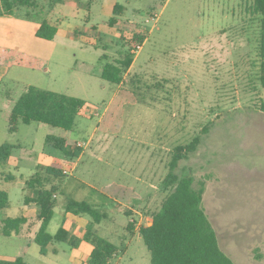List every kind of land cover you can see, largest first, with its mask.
<instances>
[{
    "label": "rangeland",
    "instance_id": "obj_1",
    "mask_svg": "<svg viewBox=\"0 0 264 264\" xmlns=\"http://www.w3.org/2000/svg\"><path fill=\"white\" fill-rule=\"evenodd\" d=\"M36 1L45 9L40 19L58 24L59 32L50 42L32 34L25 51L42 65L13 67L0 87V97L6 98L0 101V146H16L11 161L0 166V190L10 196L6 214L16 217L24 209L29 191L22 179L45 174L55 162L58 168L69 167L47 142L50 136L82 151L100 145L95 158L101 164L82 180L95 187L88 189L99 210L113 212L95 229L124 249L111 264H152L136 228L152 219L167 195L162 182L172 148L201 135L198 151L180 163L178 173L191 174L197 188L206 183L204 207L222 250L236 264H264V89L256 79L260 21L246 12L251 0H66L54 8L49 0ZM116 3L125 6L124 19L139 24L147 40L125 75L121 93L126 99L117 98L108 109L118 85L99 77L105 63L100 58L120 55L123 33L108 25ZM26 13L21 10L14 18L40 25ZM25 34L30 37L28 30ZM29 86L84 100L86 116L78 118L77 131L34 123L20 124L11 135L8 113ZM83 142L87 145L80 147ZM53 158L58 159L53 163ZM2 175H12L15 182ZM71 179L64 175L62 190ZM100 192H119L117 203ZM65 200L60 194L50 233L56 232ZM131 221L136 222L133 234L127 231ZM73 252L59 244L43 256L33 240L0 234L3 260L72 264Z\"/></svg>",
    "mask_w": 264,
    "mask_h": 264
},
{
    "label": "trees",
    "instance_id": "obj_2",
    "mask_svg": "<svg viewBox=\"0 0 264 264\" xmlns=\"http://www.w3.org/2000/svg\"><path fill=\"white\" fill-rule=\"evenodd\" d=\"M49 1L54 8L66 0ZM88 1L91 2V0ZM21 10H26L27 17H34V20L41 22L36 33L37 38L45 41L56 39L59 25L52 24L46 18L40 19V16L45 13V9L39 6L36 0H0V17H14ZM125 11L126 8L123 4L116 3L113 8V16L108 20V25L111 28L123 33L120 55L115 59H110L107 54H103L100 58V62L104 61L105 63L99 77L115 85L124 84L125 75L136 59V46L144 45L147 40V36L139 24L124 19ZM246 12L260 21L256 48L259 58L256 79L264 89V0H251ZM6 60H11L13 66L28 67L34 70L42 65L33 56L0 48V62ZM86 106L87 103L80 98L29 86L13 105L8 117V131L13 135L18 133L20 124L30 126L34 123H41L63 129L68 133H75L78 128V118L86 116ZM262 109L264 110V103ZM203 132L207 134L209 126L205 127ZM47 142L64 155L71 167L74 166L76 159L82 153L81 148H72L69 141L62 137L50 136ZM201 143L202 136L197 135L189 142L175 145L170 151V159L167 163L168 172L162 182V190L167 195L158 211L152 215V224L142 225L139 228V234L151 253L152 264H236L222 250L217 231L205 210L206 183L199 182L197 188L191 174L178 173L180 163L189 160L196 154ZM14 149L16 146L8 143L0 146V166L11 161ZM55 165L49 166L45 170V174L35 173L26 181L25 190L29 192L24 200V210L17 217L6 216L10 196L7 191L0 190V234L4 237L21 234L29 223L28 211L33 209L35 220L40 224L35 236V243L40 247L41 255H47L55 243L68 242L72 248H76L82 239L71 235L63 227L56 235H52L48 231L59 195L65 194L66 200L63 208L66 214L91 218L83 238L93 248L86 264H111V261L119 256L124 249L100 236L99 231L95 229L109 216L107 213H102L98 205L85 200L79 201L67 195L62 190L65 175L63 169ZM2 176L8 182L14 180L12 175ZM135 225V221L129 223L127 231L130 234H133ZM0 264L28 263L23 257H18L15 260L0 259Z\"/></svg>",
    "mask_w": 264,
    "mask_h": 264
},
{
    "label": "crops",
    "instance_id": "obj_3",
    "mask_svg": "<svg viewBox=\"0 0 264 264\" xmlns=\"http://www.w3.org/2000/svg\"><path fill=\"white\" fill-rule=\"evenodd\" d=\"M68 1H70V0H68ZM39 28H40V25L36 24V23L30 24V22H28V23L27 22H20V21H17L14 17H0V48H6L8 50L16 51V52L21 53V54H27V55L33 56L38 61H40V63H43V62H41V60L38 57H35L31 53H28L27 52L28 50L25 51L27 43L29 42L30 39L33 38L32 34L36 37V33L39 30ZM3 30L6 34V36H4ZM27 30L30 33V37L27 36V38H26L25 31H27ZM37 39H39V38H37ZM41 40H43V39H41ZM13 67H18V66H13L11 60H6L3 62H0V87L2 86V84L4 82V79H6V77H8L9 72ZM121 87H122V85H118V89L115 91L116 93L113 94L111 100L108 103V106H107L108 109L113 107L117 98L126 99V98L122 97V93H121L122 88ZM5 100H6V98L0 97V101L5 102ZM123 102H124V100H123ZM12 108L10 109L9 112H11ZM9 115H10V113H8V117H9ZM102 120L103 119L100 118L99 125H98L99 127H101V123H103ZM98 126L94 130V132L90 138V144L92 142L93 137H96V135L99 131ZM100 148H101V146L98 145V146H95L94 149H86L85 148L82 151L80 157L75 161L74 166L71 167L72 168V170L70 172V174L72 176L71 182H68V183L64 182V187H63L64 190L63 191L66 192L67 195H70L79 201L85 200V201H88L94 205H98V199L91 197L89 189H88V188L95 189V187H92L87 182L83 181L82 178L84 176H86V174L91 175V172L94 169V167H96L98 164H101V162H98V160H96V158H95V156L99 157L96 154L99 153L98 151H100V150H98V149H100ZM57 159L58 158H53V163ZM107 165L111 166V164L109 162ZM117 169H118V166H117ZM75 173H77L79 177L76 178ZM70 174H69V176H70ZM134 179L136 182H139L141 177L140 178L135 177ZM27 180L22 179L24 190H25V183ZM10 182H15V178H14V180H12ZM100 193L104 197H106V198L109 197L113 202H115L118 199L117 195L119 192L118 193L114 192V194L110 193L109 195L104 193V192H100ZM115 203H117V202H115ZM118 206L120 207V204H118ZM23 210L24 209H22L19 212L18 216L22 213ZM62 212H63V214L61 217V221L58 224V227L56 228V232L55 233L49 232V233L52 235H56L57 232L59 231V229L63 227L71 235L77 236L78 238L82 239V241L78 244V246L76 248H72L68 242L55 243L53 246L56 247L59 244H67L74 251L72 255L70 254V256H71L70 262L72 264H86L89 261V258H90V255H91V252L93 249L91 244H89L83 240L90 221L87 220L84 216H75L72 214H66L64 209ZM112 212L113 211H111L110 213H112ZM110 213L107 212V215L110 216L111 215ZM28 215H29V223L25 226V228L23 229L21 234L16 235V236L17 237H23L25 240H27V241L29 240L30 242L32 240L35 242V236H36L37 231L39 230L40 224L38 222H36V220H35V211L33 209H29ZM6 216H8V215L6 214ZM11 218H14V217H11ZM54 218H55V214H54L53 219ZM53 219H52V221L48 227V231H50ZM152 222H153V220L152 219L150 220L148 218V221L145 224L139 223L138 228H136V230H139L140 226H142V225H151ZM98 228L99 229L102 228L101 225H99ZM7 238H9V237H7ZM86 244L91 245V248L89 251H86V248H85ZM55 250H57V249H55ZM67 251H69V250L67 249L65 252H67ZM45 256H47V255H45Z\"/></svg>",
    "mask_w": 264,
    "mask_h": 264
},
{
    "label": "built area",
    "instance_id": "obj_4",
    "mask_svg": "<svg viewBox=\"0 0 264 264\" xmlns=\"http://www.w3.org/2000/svg\"><path fill=\"white\" fill-rule=\"evenodd\" d=\"M148 21H149V20H148ZM142 47H143V45H138V46H136V51H135V53L138 52V51H140V50L142 49ZM86 145H87V142H83V143H80V144H79L80 147H82V146H86ZM71 170H72L71 166L66 167V168L63 169V173H64L65 175H69L70 172H71Z\"/></svg>",
    "mask_w": 264,
    "mask_h": 264
}]
</instances>
